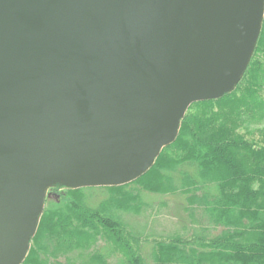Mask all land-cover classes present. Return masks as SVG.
I'll return each instance as SVG.
<instances>
[{
    "label": "water",
    "instance_id": "water-1",
    "mask_svg": "<svg viewBox=\"0 0 264 264\" xmlns=\"http://www.w3.org/2000/svg\"><path fill=\"white\" fill-rule=\"evenodd\" d=\"M264 0H0V264H22L48 188L119 186L194 102L234 90Z\"/></svg>",
    "mask_w": 264,
    "mask_h": 264
},
{
    "label": "trees",
    "instance_id": "trees-1",
    "mask_svg": "<svg viewBox=\"0 0 264 264\" xmlns=\"http://www.w3.org/2000/svg\"><path fill=\"white\" fill-rule=\"evenodd\" d=\"M55 186L22 264H150L149 240L151 264H264V20L234 90L192 103L144 175L119 186ZM87 189L108 193L91 204ZM142 192L182 197L186 233L136 235L121 214L148 208Z\"/></svg>",
    "mask_w": 264,
    "mask_h": 264
},
{
    "label": "rangeland",
    "instance_id": "rangeland-1",
    "mask_svg": "<svg viewBox=\"0 0 264 264\" xmlns=\"http://www.w3.org/2000/svg\"><path fill=\"white\" fill-rule=\"evenodd\" d=\"M86 193L90 197L91 204H97L107 195L108 191L87 189ZM142 197L144 202L149 205L148 208L139 213L121 214L136 235L146 236L151 239L179 231L185 232L188 219L183 208L184 200L182 197L150 192H142ZM151 250L152 244L150 240L142 243L143 256L148 259L150 264L152 263L150 258ZM115 260H112V262L115 263Z\"/></svg>",
    "mask_w": 264,
    "mask_h": 264
},
{
    "label": "flooded vegetation",
    "instance_id": "flooded-vegetation-1",
    "mask_svg": "<svg viewBox=\"0 0 264 264\" xmlns=\"http://www.w3.org/2000/svg\"><path fill=\"white\" fill-rule=\"evenodd\" d=\"M61 188H58L57 186H51L50 188H48V190H47V195H46V197H49V196H54V195H57L58 193V191L60 190Z\"/></svg>",
    "mask_w": 264,
    "mask_h": 264
}]
</instances>
